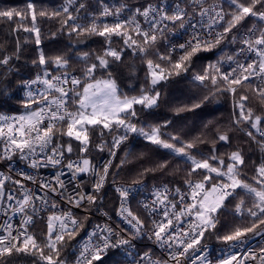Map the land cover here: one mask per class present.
Segmentation results:
<instances>
[{
  "label": "snow or ice",
  "instance_id": "snow-or-ice-1",
  "mask_svg": "<svg viewBox=\"0 0 264 264\" xmlns=\"http://www.w3.org/2000/svg\"><path fill=\"white\" fill-rule=\"evenodd\" d=\"M54 19L60 27L49 38L77 39L67 51L50 55L42 47L40 22ZM0 24L5 25L0 29V103L14 95V84L23 89V111L0 113V164L6 166L0 170V264H20L26 257L31 264H69L64 253L70 245L72 264H98L109 252L112 264H213L204 243L209 236L226 249L215 264H264V243L247 246L264 237V0H179L175 5L168 0H64L51 11L27 0L23 9L0 10ZM177 26L179 35L188 37L178 45L168 40L177 36ZM93 36L102 38L100 50H78L80 38ZM29 45L36 51L30 61L36 71L16 81ZM214 51L219 52L215 60L192 71L193 57ZM129 54L144 66V80L139 82L137 65L128 63L127 79L134 83L124 91L113 71ZM189 72L191 83L205 94L175 113L226 95L231 97L226 125L208 121L204 131L190 136L171 120L147 119L160 106V86ZM134 137L184 167L168 172L169 161H164L120 182L129 153L114 161ZM255 151L258 162L251 160ZM49 169L51 175L45 176ZM157 172L184 175L171 184L154 183L148 196L137 200L145 177ZM109 185L116 194L112 212L122 227H114L104 211ZM74 208L85 215H75ZM93 210L101 220L88 227ZM225 214L248 223L222 232L218 225ZM38 219L45 225L39 236L31 230ZM143 239L163 258L140 250Z\"/></svg>",
  "mask_w": 264,
  "mask_h": 264
},
{
  "label": "trees",
  "instance_id": "trees-1",
  "mask_svg": "<svg viewBox=\"0 0 264 264\" xmlns=\"http://www.w3.org/2000/svg\"><path fill=\"white\" fill-rule=\"evenodd\" d=\"M27 3V0H0V10L17 8L23 9ZM35 3L38 7H42L48 10H55L60 7L64 0H35ZM42 30V38L44 40L42 47L50 55L53 54L56 50H65L67 51V45L70 41H75L77 38L75 36L68 37L66 34H59L55 40L49 38L51 32H57L60 27L58 20H42L40 22ZM0 29H5L4 24H0ZM23 35V34H21ZM82 43L77 45L78 50L80 51H97L100 50L103 44V40L100 37H87L80 38ZM219 55V52H201L197 56L193 57V67L192 71H201L203 66L206 65L209 61L215 59ZM36 56L35 48L32 45H29L28 51L24 56H22L21 61L18 64L19 72L15 76V80L19 81L27 76H32L36 69L33 68L30 61ZM176 57H178L176 55ZM175 58V57H174ZM134 62L137 65V73L140 77V83H143L144 80V66L142 65L139 59L133 61V57L128 55L125 57V65L117 66L113 75L117 77L118 82L124 91H128L126 87L134 81H129L127 79L129 70L126 67L128 63ZM73 67H79V65L73 62ZM188 75H190L188 77ZM192 72L187 74V78L182 77H173L169 82L162 84L159 90L162 93V98L160 106L152 110L151 115L147 119L152 123H162L165 120H171L174 128H184L189 132L190 136H195L202 131H204V125L208 121H212L214 125H226L231 119V97L230 96H221L218 100H213L211 103H204L200 108L194 109L193 111H184L179 114L175 113V108L177 107H191L192 104L198 103L202 98L204 91L203 89L197 87L191 83ZM14 95L10 99H6L3 103H0V110H9L13 112H22L23 109L20 104L21 95L20 88H17L15 84L12 87ZM129 94H137L131 93ZM256 101H252V106L256 105ZM141 119H144V114H141ZM170 131L171 129H167ZM239 136V133L236 134ZM237 143V140L234 139L233 145ZM223 151H231L226 147H221ZM204 151H207V148H204ZM248 148L245 146V152H248ZM129 153L127 156V162L122 169L119 170L118 180L120 182H130L132 179L137 178L138 173L143 171L145 168H153L157 164L164 161H169L168 172H171L172 169L176 168L178 165L183 168L184 165L181 161L176 160L166 154L163 150H159L154 146L148 144L140 137L130 138L124 145L121 146L118 156L114 163H119L121 158L125 157V153ZM251 160L257 161L259 159L260 153L258 151L250 153ZM184 173L181 172L179 175L173 177L166 173L157 172L154 175L149 174L145 177L146 187L151 188L154 183H159L161 181L166 183H174L175 181H180L183 178ZM251 175V173H249ZM105 207L104 211H108L112 215V209L116 206V194L114 193L112 187L106 186L105 188ZM231 208L232 205H229ZM139 211V209H135ZM142 216L143 214L140 213ZM84 213H78L77 216L83 217ZM94 222L92 217L91 223L88 224V227ZM221 231H227L228 227L233 224L248 223L247 218L242 222L237 220L230 214H225L221 217ZM38 236L45 230V225L41 221H36L34 227L31 229ZM78 237L77 240L81 239ZM205 244L212 245L213 248H218L221 243H219L215 236H209L208 239L204 241ZM65 258L68 260L69 264H72L74 260L73 247L70 245L64 253ZM32 258L26 257L20 261V264H31ZM98 264H112V253L103 258L102 262Z\"/></svg>",
  "mask_w": 264,
  "mask_h": 264
},
{
  "label": "built area",
  "instance_id": "built-area-1",
  "mask_svg": "<svg viewBox=\"0 0 264 264\" xmlns=\"http://www.w3.org/2000/svg\"><path fill=\"white\" fill-rule=\"evenodd\" d=\"M128 2H129L130 4H135V3H137V0H128ZM209 2H211V0H209ZM168 3L175 5L176 3H179V0H168ZM181 6H183V5H181ZM175 31H176V33H177V36H176V37H173V36H171V35H169V37H168V40H169L172 44H177V45H178L179 43H183L184 40L188 38L187 36H180V35H179L180 30H179V27H178V26H177V28H176ZM114 46H116V45H114ZM161 51L166 52L167 49L161 47ZM129 55H130V54H129ZM176 55H180V53L177 52ZM130 56H131V55H130ZM216 58H217V57H216ZM216 58H215V59H216ZM215 59H213V60H215ZM213 60H211V61H213ZM30 77H31V76H27V77H25V78H30ZM20 95H21V97L23 96V89H20ZM0 113H2V114H17L16 112L9 111V110H5V109L0 110ZM104 158H106V156H105ZM5 168H6L5 165L0 164V170H5ZM51 173H52V170L49 169V170H46L44 174H45V176H50ZM87 183H90V181H88ZM150 189H151V188H147V187H146V188H145V191L142 192L141 195H140L139 197H137V200H139V199H143V198H146V197L148 196V193H149ZM132 207H133V210H134V211H135V209H139V206H138V204L136 203V201H133V203H132ZM73 212H74L75 215H77L78 213H84V214H85V212H84L83 209H76V208H74V209H73ZM142 214H143V213H142ZM109 215H110V214H109ZM110 216H111V220H112V222H113V226H114V227H122V226H123V225L121 224V220H120L117 216H115L114 213H112V215H110ZM92 217L94 218V222H93V223L99 222V221L101 220V213H100V212H96L95 210H93V215H92ZM37 221H41V220L38 219ZM41 222H42V221H41ZM42 223H43V222H42ZM43 224H44V223H43ZM90 227H91V226H90ZM262 243H264V237H257V238L251 239V240L248 242V245H247V246H248V247H252V248H257V246L261 245ZM207 245L209 246L210 258L213 259V264H215L216 259L222 256V249H224V250L226 251L225 246H224L223 244H221L218 248H215V249H214L212 245H209V244H207ZM139 248H140V250H142V251H146V250L151 249V250L154 252V257H153L154 259H155V258H161V259L163 258L162 251L159 250L158 248H155V247L152 245V243L149 242L147 239H143V240L140 241V243H139Z\"/></svg>",
  "mask_w": 264,
  "mask_h": 264
},
{
  "label": "rangeland",
  "instance_id": "rangeland-1",
  "mask_svg": "<svg viewBox=\"0 0 264 264\" xmlns=\"http://www.w3.org/2000/svg\"><path fill=\"white\" fill-rule=\"evenodd\" d=\"M190 75H188V77H189Z\"/></svg>",
  "mask_w": 264,
  "mask_h": 264
}]
</instances>
